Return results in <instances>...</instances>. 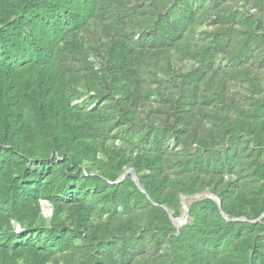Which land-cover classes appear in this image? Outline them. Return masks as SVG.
<instances>
[{
  "label": "trees",
  "instance_id": "1",
  "mask_svg": "<svg viewBox=\"0 0 264 264\" xmlns=\"http://www.w3.org/2000/svg\"><path fill=\"white\" fill-rule=\"evenodd\" d=\"M262 215L264 0H0V264H264Z\"/></svg>",
  "mask_w": 264,
  "mask_h": 264
},
{
  "label": "water",
  "instance_id": "2",
  "mask_svg": "<svg viewBox=\"0 0 264 264\" xmlns=\"http://www.w3.org/2000/svg\"><path fill=\"white\" fill-rule=\"evenodd\" d=\"M127 174H130L131 180L135 183V185L137 186V188L141 192H143L142 189H141V187H140V185H139V182L136 180V177L134 175L133 170H129L125 174H123L120 177V179L118 181H116V183L121 182L126 177ZM200 198H209V199L213 200L214 202H216L218 204V206L220 207L219 201L213 195L203 194V195H196V196L189 197V198H183L181 200L182 209H183V216L180 219H173V221H174L177 229L180 228L181 226H183L187 222V208L185 206V202L186 201H189V200L200 199ZM41 211H42V215L44 217L51 216V214H52L51 206L47 202H41ZM263 217H264V215H262L258 220H260ZM15 227H17V226L15 225Z\"/></svg>",
  "mask_w": 264,
  "mask_h": 264
}]
</instances>
